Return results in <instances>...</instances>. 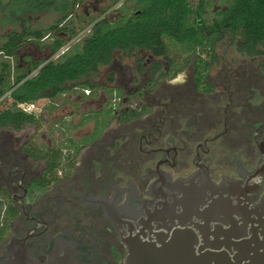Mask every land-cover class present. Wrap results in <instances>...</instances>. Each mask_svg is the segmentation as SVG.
Wrapping results in <instances>:
<instances>
[{
  "label": "flooded vegetation",
  "instance_id": "flooded-vegetation-1",
  "mask_svg": "<svg viewBox=\"0 0 264 264\" xmlns=\"http://www.w3.org/2000/svg\"><path fill=\"white\" fill-rule=\"evenodd\" d=\"M210 70L207 83H197L192 70L183 86L131 90L121 72L116 86L124 94L112 99L116 126L112 118L93 137L94 121L80 124L103 110L106 94L99 108L92 101L73 107L78 121L60 119L75 126L64 136L63 155L74 153L66 136L79 145L69 167L50 168L38 158L41 144L19 133L23 128H0V264H54L57 255L68 264H124L126 247L109 212L194 174L237 184L238 193L245 188L254 203L264 201V63L221 68L215 76ZM87 123L90 133L72 135Z\"/></svg>",
  "mask_w": 264,
  "mask_h": 264
},
{
  "label": "trees",
  "instance_id": "trees-1",
  "mask_svg": "<svg viewBox=\"0 0 264 264\" xmlns=\"http://www.w3.org/2000/svg\"><path fill=\"white\" fill-rule=\"evenodd\" d=\"M85 1L70 0L69 6L62 0L61 16L48 27L32 29L27 22L21 32L0 35V102L8 101L0 108V128L20 130L39 125L40 115L22 110L21 103L36 105L40 99L53 100L71 91L86 96L85 89L90 93L102 89L107 95L103 110L89 113L80 122L93 120V137L99 135L115 116L113 97L124 93L118 86L96 83L93 77L113 63L117 52L127 57L146 50L166 62L164 70L160 61L152 63L147 82L152 88L160 78H173L189 65L197 83H207L205 75L217 59L216 45L227 32L240 35L236 43L239 52L264 56V0H112L99 14L87 16L76 11ZM10 2L0 0L2 6ZM118 3L114 8L117 15L111 17L108 11ZM27 44L47 49L49 54L39 59L20 58L17 50ZM138 69L143 67L138 65ZM108 79L112 81V75ZM74 127L61 121L59 128L66 134ZM65 141L74 153L63 155L61 142L54 148L36 147L34 154L50 168L69 167L79 145L68 136ZM56 171L52 170L55 176Z\"/></svg>",
  "mask_w": 264,
  "mask_h": 264
},
{
  "label": "water",
  "instance_id": "water-1",
  "mask_svg": "<svg viewBox=\"0 0 264 264\" xmlns=\"http://www.w3.org/2000/svg\"><path fill=\"white\" fill-rule=\"evenodd\" d=\"M238 189L194 174L152 199L127 200L108 214L126 247L124 264H264V201Z\"/></svg>",
  "mask_w": 264,
  "mask_h": 264
},
{
  "label": "rangeland",
  "instance_id": "rangeland-1",
  "mask_svg": "<svg viewBox=\"0 0 264 264\" xmlns=\"http://www.w3.org/2000/svg\"><path fill=\"white\" fill-rule=\"evenodd\" d=\"M110 5H112V0H87L84 3L76 6V11L78 13H84L86 16L97 15L100 13V10L103 7ZM118 5L119 3L109 9L108 14L111 17H115L117 15V12L114 11V8ZM61 14L62 13L60 11H57L55 14L50 13V21L52 18H54V21H56L61 16ZM84 23H86V20H84ZM18 29L20 30V28ZM40 29H42V27ZM239 39V34H232L231 32H227L224 38L217 43L215 48L217 59L210 67V72L213 76H215L221 68L239 67L244 65H247V67L249 68H256L264 63V56H256L252 58L246 56L244 53L239 52L236 46V43ZM28 47L29 48L26 49L27 52L34 54V56L36 57L44 58L49 54V51L47 49L38 53L34 44L28 45ZM114 61L118 64V66H116V69H113L110 65L102 67L100 69V72L95 77H93V80L96 83L116 86L119 83L116 79L118 77H121L122 72L126 75V78L124 80L126 89L131 90L134 87L140 88L142 84L149 81L148 77H150L151 65L154 61H160L162 63L161 70H164L166 68V62H164L162 58L154 57L146 50H139L138 52L133 53V55L127 57L121 56V52H117ZM138 65H141L143 67L142 71L138 69ZM191 71L192 66L189 65L185 67L181 72H179L176 76H174V78H160L157 84L183 86L184 84L188 83V76L190 75ZM131 73L135 75L133 78L134 80L128 81V78H130L132 75ZM110 75H112L113 77L112 81H109L108 79ZM59 97H61V99ZM65 97L68 96L66 95ZM57 98H59L57 106L59 107V109L55 114L52 115V118L48 117L49 115L46 116L43 110L41 111L39 107L36 106V114L38 112V114L40 115L39 125L37 127H35L34 125H26L22 130H20L19 133L24 136L33 134L34 137L39 141L38 143H40L41 145L60 146L61 142H64L63 139L65 136V134L59 128L60 119H63L66 115H72L74 117V121L76 122L78 121V118L80 116V111L71 113V110L73 108L67 105L65 106L66 102H64L62 96H58ZM77 98L78 96H75V99ZM104 100L105 94L101 92V90H99V98H97L96 101L92 102V104L95 108H99ZM134 101L135 99L128 100L126 104L120 106L119 109L127 105H132ZM7 103V99L0 102V108L4 107ZM86 105L82 104L81 109H85ZM111 126H116L114 118L112 120ZM92 129L93 124L87 123L81 127L77 126V128L71 130L73 136L79 137L90 133ZM67 133H71V131H68Z\"/></svg>",
  "mask_w": 264,
  "mask_h": 264
},
{
  "label": "crops",
  "instance_id": "crops-1",
  "mask_svg": "<svg viewBox=\"0 0 264 264\" xmlns=\"http://www.w3.org/2000/svg\"><path fill=\"white\" fill-rule=\"evenodd\" d=\"M64 1V0H63ZM68 1V5L70 6V0ZM78 6V5H77ZM62 9V0H44V4L41 6L40 0H11V2L6 5L2 6L0 4V35L7 34L11 31H19L21 32L23 30V27L25 23L28 22V24L31 26L32 29H40L48 27L52 24H54L56 21H54V18L50 21V13H56L57 11H60ZM20 28V30L18 29ZM28 45L33 44H27L23 47H21L19 50H17V53L19 54L20 58L23 56H32L35 59H39V57L34 56V54H31L27 52ZM36 46V45H35ZM1 48V45H0ZM37 52H41L43 50H40L36 46ZM46 50V49H44ZM101 90L105 94V92L102 89ZM96 90V92H91L89 94L83 95L81 91H71L67 92L62 96V99L64 100L65 106L70 107H79L83 104V102H94L99 98V91ZM67 95L68 97H65ZM75 96H78L77 99H75ZM61 99V97H59ZM55 97L53 100H50L48 98L40 99L36 106L39 107V109L46 114V116L52 118V115L56 113V111L59 109L58 106V99ZM54 104L55 107H52L51 105ZM38 114V112H37ZM39 115V114H38ZM69 117V115L64 116Z\"/></svg>",
  "mask_w": 264,
  "mask_h": 264
},
{
  "label": "built area",
  "instance_id": "built-area-1",
  "mask_svg": "<svg viewBox=\"0 0 264 264\" xmlns=\"http://www.w3.org/2000/svg\"><path fill=\"white\" fill-rule=\"evenodd\" d=\"M84 92H85V94H89L90 93V90L89 89H85ZM19 107L22 110L26 111V112H34V113H36V108L37 107L34 104L21 103V104H19Z\"/></svg>",
  "mask_w": 264,
  "mask_h": 264
}]
</instances>
